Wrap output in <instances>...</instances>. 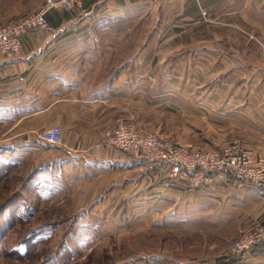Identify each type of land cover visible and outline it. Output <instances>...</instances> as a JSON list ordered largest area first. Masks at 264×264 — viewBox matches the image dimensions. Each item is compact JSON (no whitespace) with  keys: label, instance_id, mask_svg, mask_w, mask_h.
I'll list each match as a JSON object with an SVG mask.
<instances>
[{"label":"crops","instance_id":"0c3cea01","mask_svg":"<svg viewBox=\"0 0 264 264\" xmlns=\"http://www.w3.org/2000/svg\"><path fill=\"white\" fill-rule=\"evenodd\" d=\"M85 5L88 12L82 15L53 9L49 28L27 34L21 50L0 61L1 126L8 123L16 135L33 136L62 122L64 146L41 137L15 145L16 152L27 146L31 156L41 154L40 164L36 162L38 179L53 176L63 186L69 184V193L79 186L83 198L106 199L142 187L135 198L150 199L153 193L165 202L191 198L195 211L220 223L238 218L240 230L264 224L263 183L229 171L222 176L210 173L212 181L197 184L190 176L170 175L164 164L147 162L107 143L121 118L145 129L176 130L179 138L168 139L182 145H190L192 134L195 146L202 145L195 130H200L203 119L252 128L251 110L262 104L253 87L263 78H258L256 65L239 61L246 45L242 38L223 30L204 32L200 9L222 13L218 17L226 23L253 24L262 33L264 0H86ZM31 7L23 6L20 12ZM16 11L9 15H20ZM3 13L8 16L7 10ZM5 15L1 19L9 20ZM169 24L166 38L172 41L157 52ZM211 32L218 37L216 42ZM240 41L242 46H236ZM141 68L146 72L138 74ZM151 74L158 78L153 84ZM169 85L175 86V96L161 92L154 102L153 93ZM157 113L169 117L155 123ZM173 117L186 121L174 124ZM234 141L253 149L242 140ZM108 183L112 187L106 191ZM227 215L232 217L225 220ZM233 246L229 254L236 258L231 264H264L263 241L241 257Z\"/></svg>","mask_w":264,"mask_h":264},{"label":"rangeland","instance_id":"374dc122","mask_svg":"<svg viewBox=\"0 0 264 264\" xmlns=\"http://www.w3.org/2000/svg\"><path fill=\"white\" fill-rule=\"evenodd\" d=\"M43 1L0 0V25L17 21L37 9ZM23 6L24 10L32 7L22 13ZM6 10L9 20L1 19ZM12 10H18L14 14L20 12V15H9ZM221 14L201 7V27L206 33L210 29L223 30L245 41L246 55L240 51L239 61L258 67V78L262 77L263 81L260 86H254L253 91L262 104L251 110L252 128H249L250 124L246 128L225 122H219L220 126L212 123V119H203L205 121L199 122L200 130H195L202 145H194L192 134L187 143L196 149L221 150L238 139L256 149L240 152H252L256 157V154H264V27L261 33L250 23H226L218 17ZM170 25L164 29L163 43L157 46V52L172 41L166 38L172 28ZM214 33L211 32L212 41L216 42L218 37ZM238 45L242 46L241 41ZM140 72L146 71L141 68L138 74ZM151 75L153 84V79L158 78ZM173 80L169 83L174 84ZM174 90L175 86H162L159 93H153L152 99L155 102L161 92L163 96H175ZM168 117V113H157L153 115V121L158 123ZM170 121L182 125L186 120L173 117ZM208 122L213 126L208 127ZM10 125H0V264H214L229 254L243 233L254 229L240 230L238 218L220 223L211 215L195 211L191 198L165 202L159 200L157 193L150 199L143 198L144 195L135 198L134 194L138 195L142 187L136 191L128 189L122 195L110 194L106 199L79 197V186L69 193V184L63 186L53 176L38 179L36 162L39 163L37 156L41 154L31 156L27 146L22 152L15 149L21 139L25 144L26 140L39 138L53 125L35 131L33 136L16 135L15 128ZM149 129L158 131L165 138H179L176 130ZM65 144L63 135L60 145ZM19 155L22 158L17 159ZM111 187L108 183L105 190H111ZM229 217L232 216L227 215L225 220Z\"/></svg>","mask_w":264,"mask_h":264},{"label":"built area","instance_id":"2783aa9c","mask_svg":"<svg viewBox=\"0 0 264 264\" xmlns=\"http://www.w3.org/2000/svg\"><path fill=\"white\" fill-rule=\"evenodd\" d=\"M85 1L44 0L37 9L17 21L0 25V61L15 56L21 50L27 34L49 28L48 15L53 9L82 15L88 12ZM40 137L50 144L60 145L63 141V127L55 124L45 129ZM107 143L147 162L164 164L169 168L170 175L190 176L195 183L211 180L210 173L222 176L232 171L238 176L264 184V155L256 154L255 157L252 152H240L250 148L239 141L221 150L196 149L165 138L158 131L121 119L109 133ZM262 241L264 224L245 232L234 243L233 251L241 256Z\"/></svg>","mask_w":264,"mask_h":264},{"label":"trees","instance_id":"16d2710c","mask_svg":"<svg viewBox=\"0 0 264 264\" xmlns=\"http://www.w3.org/2000/svg\"><path fill=\"white\" fill-rule=\"evenodd\" d=\"M235 254H229L228 256L226 255L225 258H221L220 260H217L215 264H231L232 261L236 258ZM228 257V259H226Z\"/></svg>","mask_w":264,"mask_h":264},{"label":"bare ground","instance_id":"6f19581e","mask_svg":"<svg viewBox=\"0 0 264 264\" xmlns=\"http://www.w3.org/2000/svg\"><path fill=\"white\" fill-rule=\"evenodd\" d=\"M39 7V6H38ZM204 10V9H203ZM32 12V11H31ZM70 13V12H69ZM26 15V14H25ZM256 40V39H255ZM261 45V44H260ZM14 57V56H13ZM169 173V172H168ZM228 173V172H227ZM233 173V172H232ZM225 175V174H224ZM175 177V176H174ZM212 181V180H211ZM252 181V180H251ZM208 182H209V180H208ZM204 183H205V181H204ZM198 184V183H197ZM201 184V183H200ZM199 184V185H200ZM209 184V183H208ZM264 185V184H263ZM244 234V233H243ZM242 236V235H241ZM238 237V236H237ZM240 237V236H239ZM237 239V238H236ZM236 241V240H235ZM238 241V240H237ZM264 242V241H263ZM233 245V244H232ZM256 248V247H255ZM252 251V250H251ZM239 257V256H238ZM241 257V256H240Z\"/></svg>","mask_w":264,"mask_h":264}]
</instances>
